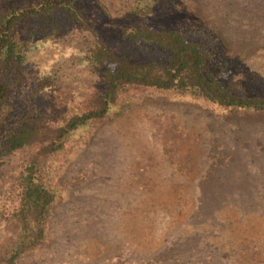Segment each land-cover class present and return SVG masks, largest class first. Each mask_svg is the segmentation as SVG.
Instances as JSON below:
<instances>
[{
	"label": "rangeland",
	"instance_id": "obj_1",
	"mask_svg": "<svg viewBox=\"0 0 264 264\" xmlns=\"http://www.w3.org/2000/svg\"><path fill=\"white\" fill-rule=\"evenodd\" d=\"M35 1L0 0V15ZM100 1L105 10L96 0L80 8L116 53L150 59L122 36L140 20L202 31L245 78L246 93L264 98V0H172L152 11L150 0ZM54 19L18 27L30 54L11 88L13 119L30 108L43 133L0 161L4 240L21 174L46 159L39 150L54 137L51 129L87 111L103 90L85 62L94 36L67 14ZM16 72L7 73L16 79ZM12 123L0 116V138ZM46 163L40 180L58 194L48 240L18 264H264V113L127 88L105 119L72 134Z\"/></svg>",
	"mask_w": 264,
	"mask_h": 264
},
{
	"label": "trees",
	"instance_id": "obj_2",
	"mask_svg": "<svg viewBox=\"0 0 264 264\" xmlns=\"http://www.w3.org/2000/svg\"><path fill=\"white\" fill-rule=\"evenodd\" d=\"M84 1L37 0L19 8L11 5L0 15V116L7 122L11 119L13 122L0 138V161L33 145L43 133L38 124H33L30 108L25 115L13 119L15 114L11 101L16 93L11 88L19 83L18 77L24 78V64L30 54L28 42L18 33L22 22L40 20L47 23L54 21L60 12L69 15L95 38L85 62L98 75L103 87L87 111L72 115L51 129L54 137L39 150V155L46 159L31 162L21 174L18 204L4 221L9 232L5 240L0 231V264H18L24 256L46 244L49 220L58 194L51 185L41 182V170L43 166L46 168V160L50 156L66 148L72 134L90 122L105 119L123 90L145 88L175 92L230 112L264 113V98L246 93L245 78L231 70L220 45L211 35L198 30L163 29L140 20L122 29L126 41L150 56V59L138 62L116 53L103 42L83 17L80 6ZM96 1L103 7L100 0ZM150 2L151 11L157 8L165 10L172 0ZM150 12H147L148 16L153 14ZM11 71H17L16 79L8 75ZM49 130L47 128L44 132Z\"/></svg>",
	"mask_w": 264,
	"mask_h": 264
}]
</instances>
